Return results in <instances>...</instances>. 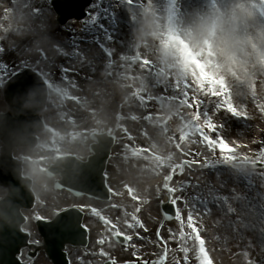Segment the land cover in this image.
Wrapping results in <instances>:
<instances>
[{
	"label": "rangeland",
	"instance_id": "rangeland-1",
	"mask_svg": "<svg viewBox=\"0 0 264 264\" xmlns=\"http://www.w3.org/2000/svg\"><path fill=\"white\" fill-rule=\"evenodd\" d=\"M99 2L102 6L94 10L101 14L96 24L86 19L60 26L51 0H0V79L7 80L8 73L19 67H32L50 86L41 146L36 151L20 150L18 155L30 160L26 172L34 177L39 197L26 226L32 241L43 244L36 218L52 219L66 207L79 205L101 212L120 232L141 233L145 228L152 232L148 246L133 244L123 252L111 244L122 263L134 261L132 253H144L157 264H202L197 247L189 243L193 231L207 238L215 264H264L260 227L264 214L258 207L259 195L264 198V41L257 37L264 31L258 21L260 16L264 23V0ZM251 3L258 7L249 8ZM167 20L174 22L170 30ZM149 22L152 29L146 26ZM199 26H206L210 35L194 49L202 61L194 69L170 45L169 35L181 33L188 41ZM78 37L90 42L74 49L71 45ZM220 43L225 48L237 46L242 69L217 57ZM75 54L79 57L69 60ZM62 66L71 71L65 74ZM198 75L216 92L196 86ZM4 88L0 82V112L8 110ZM67 96L79 97L81 104L68 105ZM91 131L119 136L110 165L119 198L110 204L55 191L54 180L43 172L59 156L87 158L86 136ZM219 144L237 154L218 156ZM178 145L182 153H177ZM1 147L0 143V151ZM242 156L254 157L253 165L262 164L261 168L250 165L233 171L231 159ZM208 159L229 168L183 166L184 160ZM231 173H239L241 180L228 182ZM167 189L175 191L180 215L177 221L162 224ZM5 194L0 189V197ZM192 199L202 206H191ZM139 221L144 229L138 227ZM86 225L95 239L90 251H97V239L110 237L108 227L94 218H87ZM70 253L74 264L103 261L80 251ZM34 264L51 263L42 253Z\"/></svg>",
	"mask_w": 264,
	"mask_h": 264
},
{
	"label": "water",
	"instance_id": "water-1",
	"mask_svg": "<svg viewBox=\"0 0 264 264\" xmlns=\"http://www.w3.org/2000/svg\"><path fill=\"white\" fill-rule=\"evenodd\" d=\"M70 18V17H68ZM66 18V19H68ZM65 19V20H66ZM22 94L23 102H19L17 96H12L7 93L8 102L11 105V112L15 114V118L11 116H0L1 124L0 139L6 141L4 156H8L14 145L10 144V139L17 138L16 144H28L33 146L34 140L29 136H24L31 133L33 125L35 130L42 127L38 113L42 110L44 102L40 99H34L31 95L27 98ZM22 106L24 108H22ZM24 126L25 131L21 132L12 130ZM32 127V128H31ZM17 146V145H16ZM97 156L91 159L88 165H81L78 161L74 163H64L67 168L65 174V183L70 189L82 192L88 191L91 195L99 196L103 190L101 174L104 170L105 151L103 145L101 149L96 151ZM1 173V171H0ZM94 178L99 179L94 184ZM9 180V182L6 181ZM1 183L7 182L10 189V198L8 201L0 205V240L3 239V247L0 246V261L4 264H14V255L26 245V240L23 239L20 231L22 219L20 209L22 207H32V196L28 193V188L31 185L28 181L21 178V168L15 164V168L11 170L10 175H0ZM81 215L61 216L53 224L41 226L40 231L44 235L47 243L46 250L56 264H65V256L62 254L65 244L67 243H83L84 230L81 226ZM11 222L9 225L8 222Z\"/></svg>",
	"mask_w": 264,
	"mask_h": 264
},
{
	"label": "clouds",
	"instance_id": "clouds-1",
	"mask_svg": "<svg viewBox=\"0 0 264 264\" xmlns=\"http://www.w3.org/2000/svg\"><path fill=\"white\" fill-rule=\"evenodd\" d=\"M149 29L153 28L151 22L146 25ZM209 30L206 26H199L191 37V43L194 49H199L202 44V40L205 36H209ZM217 57L227 65H232L237 68H243V62L240 60V51L237 46H232L230 48H225V46L220 43L216 48Z\"/></svg>",
	"mask_w": 264,
	"mask_h": 264
},
{
	"label": "snow or ice",
	"instance_id": "snow-or-ice-1",
	"mask_svg": "<svg viewBox=\"0 0 264 264\" xmlns=\"http://www.w3.org/2000/svg\"><path fill=\"white\" fill-rule=\"evenodd\" d=\"M98 6H102L101 3L99 2V0H92L91 3V9L90 11L86 14V19L87 20H91L93 24H96L98 21H100V12L99 11H94L95 9H98ZM52 7L55 8V0H52ZM106 16V13H105ZM106 18H111V17H107ZM103 23V22H101ZM106 38L110 39V34H106ZM3 53V50L0 49V54ZM65 74H67L68 71H71L70 69H67L65 67L62 66L61 69ZM29 73V69H27L26 67L21 68L19 67L18 71H13L11 73H8V79L4 80V79H0V82L5 83V84H11L13 80H18L22 77H27Z\"/></svg>",
	"mask_w": 264,
	"mask_h": 264
},
{
	"label": "bare ground",
	"instance_id": "bare-ground-1",
	"mask_svg": "<svg viewBox=\"0 0 264 264\" xmlns=\"http://www.w3.org/2000/svg\"><path fill=\"white\" fill-rule=\"evenodd\" d=\"M197 11H196V13H199L200 14V10L199 9H196ZM257 37H258V40L259 41H261V42H263L264 41V31H262V30H260L259 32H258V35H257ZM264 43V42H263ZM238 177H239V175H233L232 173H231V175H229V177H227V181L228 182H232V181H234V180H237L238 179ZM237 183V185H240V183H238V182H236ZM241 186V185H240ZM242 187V186H241ZM259 197H261V199H260V201H261V203H262V205L261 206H258L259 207V209L263 212V214H264V198H262V195H259ZM262 217V216H261ZM262 222H263V224L260 226L262 229H264V216L262 217ZM260 227L257 225V229L259 230L260 229ZM262 232L264 233V231L262 230ZM264 241V240H263ZM263 241H261V243L263 244V246H264V243H263Z\"/></svg>",
	"mask_w": 264,
	"mask_h": 264
}]
</instances>
